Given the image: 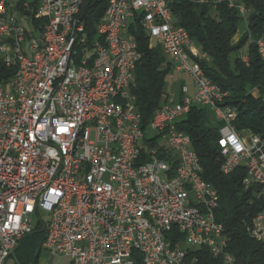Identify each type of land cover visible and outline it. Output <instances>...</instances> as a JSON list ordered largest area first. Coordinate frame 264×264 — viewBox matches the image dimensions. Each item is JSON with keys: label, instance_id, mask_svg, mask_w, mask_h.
Returning a JSON list of instances; mask_svg holds the SVG:
<instances>
[{"label": "built area", "instance_id": "2783aa9c", "mask_svg": "<svg viewBox=\"0 0 264 264\" xmlns=\"http://www.w3.org/2000/svg\"><path fill=\"white\" fill-rule=\"evenodd\" d=\"M19 1L0 0V60L15 70L0 82V264L37 227L43 249L70 264H196L198 249L235 264L219 194L181 127L194 108L211 109L222 122L220 172L244 168V189L263 205L264 138L236 130L231 94L205 75L209 58L179 29L174 0H108L93 37L84 20L76 35L66 32L90 0H23L24 13ZM183 1L249 14L236 0ZM133 27L195 84L147 128L131 92L142 58ZM257 47L264 59V41ZM249 233L264 246V209Z\"/></svg>", "mask_w": 264, "mask_h": 264}, {"label": "trees", "instance_id": "16d2710c", "mask_svg": "<svg viewBox=\"0 0 264 264\" xmlns=\"http://www.w3.org/2000/svg\"><path fill=\"white\" fill-rule=\"evenodd\" d=\"M248 10L247 31L238 36L240 17L236 9L227 3L215 9L206 4L174 0L171 9L178 19V26L184 27L192 41L206 54L209 61L200 64L207 78L223 91L231 94L226 104L237 109L235 123L238 132L248 131L264 138V59L257 42L264 41V0H241ZM24 1L20 0L19 5ZM108 0H90L85 6L82 19L90 37L95 35L96 25L105 15ZM24 11V7H21ZM37 25L39 21L35 22ZM138 51L142 55L135 70L132 94L135 105L142 116V124L147 128L155 112L166 101L165 79L171 71L161 48L153 44L139 28H132ZM246 50L248 62L238 54ZM235 57V63H232ZM15 70L5 67L0 60V82L13 78ZM255 92L258 97L253 95ZM205 109L194 108L182 123L192 139L194 149L203 168V179L212 184L220 197L217 220L223 224L229 238L228 251L234 256L235 264H264V246L255 241L249 229L253 219L263 209L253 190L243 186L244 168H239L230 176L220 172L221 159L216 147L218 130L202 126ZM45 231L37 227L27 236L14 256L19 264H36L43 252ZM196 264H222L207 249L191 252Z\"/></svg>", "mask_w": 264, "mask_h": 264}, {"label": "rangeland", "instance_id": "374dc122", "mask_svg": "<svg viewBox=\"0 0 264 264\" xmlns=\"http://www.w3.org/2000/svg\"><path fill=\"white\" fill-rule=\"evenodd\" d=\"M246 29H247V20L242 19L240 22L238 36L235 38V42H237L238 39H240L239 37H241L246 32ZM238 55L241 56L242 58H245L246 50L240 52ZM232 58H233L232 63L234 64L235 57ZM165 85H166L165 92L167 94L166 100L168 99L169 102L175 104L179 102L180 91L183 85L189 88L190 93H193L195 88V84L189 75L185 73L177 72L174 68H172L171 71L168 73L165 79ZM253 95H255V97H258V95L255 92H253ZM205 110H206L205 117L203 118L201 123L202 126L206 129H219L222 126V122L217 119L215 113L211 109L206 108ZM43 217H44L43 219L46 221L47 217L45 215ZM69 263H70L69 259L53 256L44 250L36 264H69ZM8 264H19V263L16 262L15 258H11Z\"/></svg>", "mask_w": 264, "mask_h": 264}, {"label": "bare ground", "instance_id": "6f19581e", "mask_svg": "<svg viewBox=\"0 0 264 264\" xmlns=\"http://www.w3.org/2000/svg\"><path fill=\"white\" fill-rule=\"evenodd\" d=\"M86 5H79L72 16L69 17L68 23L66 24V32L69 35H76L77 26L83 20L82 13ZM179 29H185L182 26H178ZM105 52H112V45H105Z\"/></svg>", "mask_w": 264, "mask_h": 264}, {"label": "crops", "instance_id": "0c3cea01", "mask_svg": "<svg viewBox=\"0 0 264 264\" xmlns=\"http://www.w3.org/2000/svg\"><path fill=\"white\" fill-rule=\"evenodd\" d=\"M236 3H238V4H242L241 0H236ZM246 31H247V29H246ZM239 38H240V37H239ZM238 40H239V39H238ZM183 86H185V85H183ZM194 93H195V88H194L193 93H190V95H193ZM216 130H218V129H216ZM43 251H44V249H43ZM11 258H15V256H12ZM11 258H9V259L6 261L5 264H8V262H9V260H10ZM15 260H16V262L18 263V261H17L16 258H15ZM69 264H70V263H69Z\"/></svg>", "mask_w": 264, "mask_h": 264}]
</instances>
